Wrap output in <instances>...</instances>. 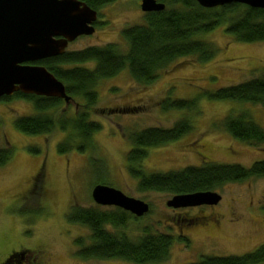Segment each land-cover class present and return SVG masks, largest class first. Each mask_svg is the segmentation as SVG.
<instances>
[{"label":"rangeland","instance_id":"rangeland-1","mask_svg":"<svg viewBox=\"0 0 264 264\" xmlns=\"http://www.w3.org/2000/svg\"><path fill=\"white\" fill-rule=\"evenodd\" d=\"M140 1L104 4L98 9L94 32L76 37L67 44L66 51L109 42L117 43L123 51L126 47L122 29L143 22ZM201 38L216 48L213 57L205 62L178 57L150 84L133 82L126 68L100 80L97 102L88 108L90 119L98 122L99 128L92 135L93 146L84 152L59 153L57 143L64 136L59 130L40 135L21 133L14 119L33 114L31 102L19 97L0 99V146L8 144L12 148L11 158L0 167V260L19 248L34 247L37 264H136L75 256L78 248L73 242L82 238L87 243L89 232L82 225L68 222L65 213L73 204L92 205L91 189L98 183L150 205L148 214L128 223V234L135 235L142 225L178 234V215L185 207L167 206L170 193L137 191L136 179L129 175L126 154L132 144L127 134L134 130L168 128L184 117L192 124L179 139L147 149L141 163L146 174L179 170L201 164L204 159L247 167L264 159V145L251 146L235 140L219 125L221 118L236 107L264 128V108L204 96L205 91L264 74V41L238 42L222 25ZM166 96L196 98L197 110H164L160 105ZM214 191L220 199L211 204L213 208L204 207L201 212L219 214V225H181L188 245L187 240L175 239L168 260L146 264H181L197 260L201 254L242 255L264 243V176L228 182Z\"/></svg>","mask_w":264,"mask_h":264},{"label":"trees","instance_id":"trees-1","mask_svg":"<svg viewBox=\"0 0 264 264\" xmlns=\"http://www.w3.org/2000/svg\"><path fill=\"white\" fill-rule=\"evenodd\" d=\"M81 1L98 11L104 4L114 0ZM157 1L165 4L162 10L144 12L142 23L122 29L120 34L126 47L123 51L117 43L109 42L64 51L34 62L45 66L63 83L66 94L74 102V108L71 107L73 102L69 100L65 103L59 97L14 92L0 99L24 98L31 102L34 109L31 115L16 117L15 128L27 135L49 134L59 130L64 133L62 140L57 143L59 153L70 150L84 152L93 146L92 135L99 128V123L90 119L88 108L97 102L96 86L100 80L111 78L126 68L133 82L150 84L162 69L178 57H192L198 62H205L213 57L216 48L211 42L203 40L201 35L221 25L238 42L264 41V8L242 3L207 8L197 0ZM204 96L212 100L233 101L240 106L249 103L264 108V74L259 73L214 91H205ZM160 106L164 110L193 111L197 110V99L166 96ZM235 108L221 118L219 125L235 140L251 146L264 145V128L244 112H239L240 108ZM191 125L189 119L184 117L168 128L146 127L127 134V141L132 144L126 154L127 170L136 179L137 191L175 195L214 190L228 182L264 176V159L253 161L248 167L237 162L224 164L204 162V159L201 164L187 165L179 170L146 174L141 163L147 149L179 139L190 130ZM11 155L10 145L0 146V167L8 162ZM150 210L149 207L148 212ZM144 215L137 217L120 207L98 205L94 201L89 206L71 205L65 213V219L86 227L89 232L87 243L82 238L73 242L78 248L75 256L82 259H122L136 264L168 260L173 241H186L185 238L155 231L145 225L135 235L128 234V223ZM178 216V221L185 227L199 221L198 218ZM33 249L14 250L1 259L0 264H36V261L28 259L29 254L35 257ZM23 257L27 259L20 261ZM258 263H264V243L242 255L200 256L196 261L181 264Z\"/></svg>","mask_w":264,"mask_h":264},{"label":"water","instance_id":"water-1","mask_svg":"<svg viewBox=\"0 0 264 264\" xmlns=\"http://www.w3.org/2000/svg\"><path fill=\"white\" fill-rule=\"evenodd\" d=\"M203 7L242 3L264 8V0H197ZM165 7L157 0H141L142 12ZM96 10L81 0H0V98L14 92L59 97L68 103L64 85L45 66L34 62L62 54L69 42L94 31ZM94 203L117 206L139 217L149 204L121 190L95 184ZM220 195L213 191H195L172 195L166 205L173 208L215 204Z\"/></svg>","mask_w":264,"mask_h":264},{"label":"flooded vegetation","instance_id":"flooded-vegetation-1","mask_svg":"<svg viewBox=\"0 0 264 264\" xmlns=\"http://www.w3.org/2000/svg\"><path fill=\"white\" fill-rule=\"evenodd\" d=\"M98 21H99V18H98V11H97V19L93 22L94 30H95L96 25L98 24ZM204 207L213 208L214 205H199V206H195V207L194 206L185 207L184 209H182L183 213H180V215H182V217H191V218H198L199 219V221H195V222H192L191 224L186 225V226H188V228L193 227L195 225L199 226V227H202L205 224L206 225L209 224L210 226H213V227H217L219 225L220 215L216 214V213L214 214L213 212L212 213H207V214L206 213H202L201 211L204 209ZM191 210H194L193 213L191 212ZM232 214L234 215V213H232ZM179 229H180V231L176 235L184 237L185 240H187V238L182 233V227H180ZM173 235L176 236L175 234H173ZM186 244L188 245V240H187ZM207 255L208 254H201V256H207ZM211 255H213V254H211ZM20 257H22V256H20ZM28 259L30 261H37L36 257H33V255H31V254H29ZM193 261H196V260H193ZM36 264H37V262H36Z\"/></svg>","mask_w":264,"mask_h":264}]
</instances>
